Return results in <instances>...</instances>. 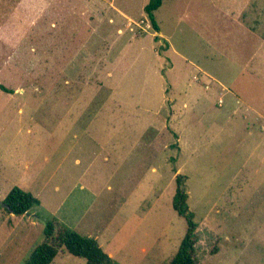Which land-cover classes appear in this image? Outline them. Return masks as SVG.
Returning <instances> with one entry per match:
<instances>
[{
    "label": "rangeland",
    "instance_id": "obj_1",
    "mask_svg": "<svg viewBox=\"0 0 264 264\" xmlns=\"http://www.w3.org/2000/svg\"><path fill=\"white\" fill-rule=\"evenodd\" d=\"M6 1L0 199L19 186L41 204H0V264H24L50 220L120 264H168L178 175L199 264H264V0H164L159 32L149 0Z\"/></svg>",
    "mask_w": 264,
    "mask_h": 264
},
{
    "label": "trees",
    "instance_id": "obj_2",
    "mask_svg": "<svg viewBox=\"0 0 264 264\" xmlns=\"http://www.w3.org/2000/svg\"><path fill=\"white\" fill-rule=\"evenodd\" d=\"M164 0H149L144 9L153 28L159 32L160 26L155 17V11L162 6ZM155 40H159L158 35ZM4 91L12 90L3 84ZM184 175L176 178L177 187L173 198V206L179 215L185 217L187 230L181 240L178 250L168 264H199L197 258V243L199 241L198 222L188 204L189 193L185 188ZM6 210L15 215L27 214L41 201L33 193L19 186L13 187L3 200ZM46 240L40 243L25 260L24 264H52L62 249L86 259L87 264H120L100 245L94 236L83 235L76 230L62 227L56 220L48 221L45 227Z\"/></svg>",
    "mask_w": 264,
    "mask_h": 264
},
{
    "label": "crops",
    "instance_id": "obj_3",
    "mask_svg": "<svg viewBox=\"0 0 264 264\" xmlns=\"http://www.w3.org/2000/svg\"><path fill=\"white\" fill-rule=\"evenodd\" d=\"M11 0H9V1H6V4L8 5L9 4V2H10ZM32 1H36V0H29V1H25V0H23V2H24V4L26 3V2H29V3H31ZM39 1V0H38ZM37 1V2H38ZM47 0H44V2H38V5H39V7H38V10H39V13H42L43 12V10L45 9V7H42V5H44V6H48V3H50L51 1L50 0H48L47 2H46ZM46 3H47V5H46ZM12 4V3H11ZM254 30V29H253ZM169 49V48H168ZM42 171H44V169L42 170ZM0 200H4V198L3 199H0ZM3 206V205H2ZM4 207V206H3ZM10 213V212H9ZM12 215H13V213H11ZM28 214V213H27ZM97 239H98V236L96 237ZM99 240V239H98ZM101 245V244H100Z\"/></svg>",
    "mask_w": 264,
    "mask_h": 264
},
{
    "label": "water",
    "instance_id": "obj_4",
    "mask_svg": "<svg viewBox=\"0 0 264 264\" xmlns=\"http://www.w3.org/2000/svg\"><path fill=\"white\" fill-rule=\"evenodd\" d=\"M0 204L1 205H3L5 208H7L8 206H7V204L6 203H4L2 200H0Z\"/></svg>",
    "mask_w": 264,
    "mask_h": 264
}]
</instances>
